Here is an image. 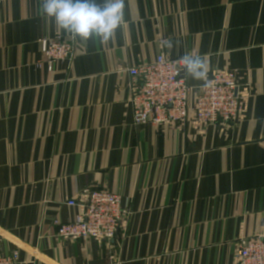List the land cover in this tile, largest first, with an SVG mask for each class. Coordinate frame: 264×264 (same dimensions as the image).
Instances as JSON below:
<instances>
[{"label":"crops","instance_id":"crops-1","mask_svg":"<svg viewBox=\"0 0 264 264\" xmlns=\"http://www.w3.org/2000/svg\"><path fill=\"white\" fill-rule=\"evenodd\" d=\"M125 20L48 71L39 42L70 36L37 0L0 2V250L21 264H231L264 231V0H125ZM185 52L251 87L242 121L134 125L128 70ZM87 189L130 217L108 244L59 241L53 222H73Z\"/></svg>","mask_w":264,"mask_h":264},{"label":"built area","instance_id":"built-area-1","mask_svg":"<svg viewBox=\"0 0 264 264\" xmlns=\"http://www.w3.org/2000/svg\"><path fill=\"white\" fill-rule=\"evenodd\" d=\"M39 44L41 62L48 71L59 62H70L77 45L62 36L43 39ZM182 67L179 59L159 53L152 62H142L128 70L133 79L130 107L135 126L149 125L159 131L167 126L192 123L201 128L213 125L225 130L245 118L251 87L240 85L235 72L215 70L194 91ZM68 206L78 207L80 212L71 223L53 222L59 241L90 239L99 245L108 244L116 239L131 215L122 206L120 196L106 190H83ZM0 264H21L19 253L0 250ZM231 264H264V231L259 237L236 243Z\"/></svg>","mask_w":264,"mask_h":264},{"label":"clouds","instance_id":"clouds-1","mask_svg":"<svg viewBox=\"0 0 264 264\" xmlns=\"http://www.w3.org/2000/svg\"><path fill=\"white\" fill-rule=\"evenodd\" d=\"M40 11L73 41L98 39L110 42L125 20V0H37ZM160 46L172 49L174 42L162 36ZM187 79L206 81L209 65L204 55L185 52L180 58Z\"/></svg>","mask_w":264,"mask_h":264}]
</instances>
